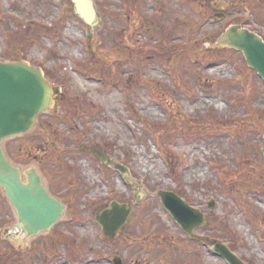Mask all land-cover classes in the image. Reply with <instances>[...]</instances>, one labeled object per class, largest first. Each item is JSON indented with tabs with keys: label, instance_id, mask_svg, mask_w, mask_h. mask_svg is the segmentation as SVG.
Listing matches in <instances>:
<instances>
[{
	"label": "rangeland",
	"instance_id": "rangeland-1",
	"mask_svg": "<svg viewBox=\"0 0 264 264\" xmlns=\"http://www.w3.org/2000/svg\"><path fill=\"white\" fill-rule=\"evenodd\" d=\"M93 1L88 26L72 0H0V60L42 70L56 89L4 149L66 208L51 232L19 235L0 188V264H227L216 243L264 264V82L241 53L212 48L234 24L264 37V0ZM162 192L203 214L197 245ZM114 201L133 209L108 240L95 217Z\"/></svg>",
	"mask_w": 264,
	"mask_h": 264
},
{
	"label": "water",
	"instance_id": "water-1",
	"mask_svg": "<svg viewBox=\"0 0 264 264\" xmlns=\"http://www.w3.org/2000/svg\"><path fill=\"white\" fill-rule=\"evenodd\" d=\"M72 1L76 12L87 24L92 25L97 16L94 2ZM212 48L242 52L249 68L255 70L264 80V41L257 34L239 25L231 26ZM53 98L54 89L41 70L20 62H0V187L17 213L18 230L28 237L49 232L55 227L65 212V206L50 195L36 169L22 173L19 167L8 160L3 143L9 138L29 132L36 118L52 106ZM262 152L264 154V149ZM94 153L106 166L121 173L126 171L103 152L94 150ZM160 197L165 207L190 236L195 229L204 226L203 215L175 194L162 192ZM209 205L213 208L214 202ZM131 212L132 208L114 201L108 210L96 214V220L104 233L115 239L121 229L129 224ZM213 250L229 264H244L224 245L216 244ZM115 263L121 264L120 259L116 258Z\"/></svg>",
	"mask_w": 264,
	"mask_h": 264
},
{
	"label": "trees",
	"instance_id": "trees-1",
	"mask_svg": "<svg viewBox=\"0 0 264 264\" xmlns=\"http://www.w3.org/2000/svg\"><path fill=\"white\" fill-rule=\"evenodd\" d=\"M243 157H245V156H243ZM255 168V167H254ZM250 172V171H249ZM247 172H244L243 174H244V177H242L241 175H240V178H241V181H239V182H241V184L242 185H244V186H242L245 190H248V191H250V190H253L252 188V186H254V185H251V182H252V179L250 178V177H248L247 176V174H246ZM242 174V173H241ZM2 201L3 202H5L6 203V201H4V199H2Z\"/></svg>",
	"mask_w": 264,
	"mask_h": 264
},
{
	"label": "bare ground",
	"instance_id": "bare-ground-1",
	"mask_svg": "<svg viewBox=\"0 0 264 264\" xmlns=\"http://www.w3.org/2000/svg\"><path fill=\"white\" fill-rule=\"evenodd\" d=\"M16 233L19 235H24L21 231H18V230L16 231Z\"/></svg>",
	"mask_w": 264,
	"mask_h": 264
},
{
	"label": "flooded vegetation",
	"instance_id": "flooded-vegetation-1",
	"mask_svg": "<svg viewBox=\"0 0 264 264\" xmlns=\"http://www.w3.org/2000/svg\"><path fill=\"white\" fill-rule=\"evenodd\" d=\"M219 15H221V14H219ZM222 16V15H221Z\"/></svg>",
	"mask_w": 264,
	"mask_h": 264
}]
</instances>
